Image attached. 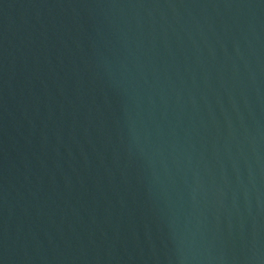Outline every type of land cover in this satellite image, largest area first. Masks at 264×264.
Segmentation results:
<instances>
[{
  "label": "water",
  "instance_id": "obj_1",
  "mask_svg": "<svg viewBox=\"0 0 264 264\" xmlns=\"http://www.w3.org/2000/svg\"><path fill=\"white\" fill-rule=\"evenodd\" d=\"M0 264H264V0H0Z\"/></svg>",
  "mask_w": 264,
  "mask_h": 264
}]
</instances>
